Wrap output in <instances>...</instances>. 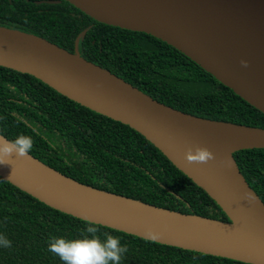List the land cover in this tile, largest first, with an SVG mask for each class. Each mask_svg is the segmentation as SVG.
Listing matches in <instances>:
<instances>
[{
    "label": "water",
    "instance_id": "95a60500",
    "mask_svg": "<svg viewBox=\"0 0 264 264\" xmlns=\"http://www.w3.org/2000/svg\"><path fill=\"white\" fill-rule=\"evenodd\" d=\"M97 22L173 46L264 113V0H65ZM37 2L38 4L43 3ZM62 0L49 3H61ZM34 34L0 26V66L28 74L68 99L130 126L202 188L229 221L182 213L83 184L32 154L0 164V177L47 206L160 244L264 264V202L234 154L264 149V129L167 106L111 71ZM247 60V68L241 65ZM0 138L11 142L0 134ZM215 154L189 163L191 148ZM159 232L153 240L147 230Z\"/></svg>",
    "mask_w": 264,
    "mask_h": 264
},
{
    "label": "trees",
    "instance_id": "16d2710c",
    "mask_svg": "<svg viewBox=\"0 0 264 264\" xmlns=\"http://www.w3.org/2000/svg\"><path fill=\"white\" fill-rule=\"evenodd\" d=\"M38 4L37 2H42ZM0 0V26L42 37L80 54L155 100L182 112L264 129V113L185 54L146 33L97 22L62 0ZM33 128L39 133L33 132ZM0 134L35 141L29 152L89 186L158 207L229 221L210 196L143 135L61 95L35 77L0 66ZM51 142L55 147H50ZM264 202V149L234 154ZM127 245L121 264H247L160 244L96 224ZM88 221L53 209L0 177V264H64L48 250L51 237L82 239Z\"/></svg>",
    "mask_w": 264,
    "mask_h": 264
},
{
    "label": "clouds",
    "instance_id": "9594fccd",
    "mask_svg": "<svg viewBox=\"0 0 264 264\" xmlns=\"http://www.w3.org/2000/svg\"><path fill=\"white\" fill-rule=\"evenodd\" d=\"M241 65L245 68L249 66L247 60H241ZM33 132L39 135L35 128ZM35 141L32 136L19 135L14 141H7L0 138V164H8V160L15 153L17 157H26L33 149ZM50 147H55L51 142ZM189 163H208L215 159V154L207 147H197L195 151L191 148L186 153ZM99 227L94 221H88L86 233L91 234V238L84 235L82 239H66L64 237H51L48 250L57 255L64 264H121L124 254L127 253V245H121V238L118 236L103 233L106 240L102 241L97 233ZM151 239L156 240L160 233L147 230ZM12 241L0 235V247L10 248Z\"/></svg>",
    "mask_w": 264,
    "mask_h": 264
}]
</instances>
